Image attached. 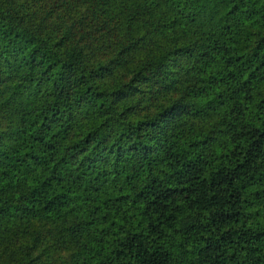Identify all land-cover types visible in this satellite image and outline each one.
I'll use <instances>...</instances> for the list:
<instances>
[{"label":"trees","instance_id":"16d2710c","mask_svg":"<svg viewBox=\"0 0 264 264\" xmlns=\"http://www.w3.org/2000/svg\"><path fill=\"white\" fill-rule=\"evenodd\" d=\"M0 264H264V0H0Z\"/></svg>","mask_w":264,"mask_h":264}]
</instances>
